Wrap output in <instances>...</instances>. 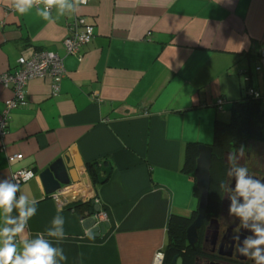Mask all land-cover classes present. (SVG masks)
<instances>
[{"label":"crops","instance_id":"crops-1","mask_svg":"<svg viewBox=\"0 0 264 264\" xmlns=\"http://www.w3.org/2000/svg\"><path fill=\"white\" fill-rule=\"evenodd\" d=\"M68 3L72 10L53 7L45 20L36 2L20 14L12 0H0V73L16 70L34 49L58 54L67 72L58 96L50 80L29 83L28 106L11 113L0 140V180L34 171L16 195L39 201L26 229L30 238L55 231L53 220L62 218L63 239L45 231L62 250L56 264H156L171 217H190L197 208L196 181L184 171L187 146L211 144L216 120L247 90L264 96V70H256L264 0ZM77 19L95 27L80 58L63 47ZM11 97L0 84V113ZM61 158L75 197L97 199L107 213L105 235L89 237L80 212L46 198L39 175ZM90 164L105 183L93 178ZM4 216L0 210V225Z\"/></svg>","mask_w":264,"mask_h":264},{"label":"clouds","instance_id":"clouds-1","mask_svg":"<svg viewBox=\"0 0 264 264\" xmlns=\"http://www.w3.org/2000/svg\"><path fill=\"white\" fill-rule=\"evenodd\" d=\"M36 0H12V6L20 14L28 12ZM45 7L38 14L45 20H50L52 7H58L61 14L65 8L72 10L73 5L68 0H42ZM86 3L87 0H79ZM245 155L243 147L228 155L227 182H220V189L227 194V213L239 222V226L248 234L241 233L233 237L239 241L238 252L241 256L250 258L254 264H264V180L252 175L248 167L240 163ZM32 173H21L25 179ZM19 182L8 178L0 180V210L5 214L0 225V264H56V256L62 250L57 249L47 236L64 238L62 218H55L53 224L56 230H44L36 233L34 238L26 235L28 221L36 215L39 201L33 198L29 204L28 197L20 195ZM18 213L12 216L13 210ZM250 233V234H249ZM19 239V244L17 243ZM62 259H65L61 255Z\"/></svg>","mask_w":264,"mask_h":264},{"label":"built area","instance_id":"built-area-1","mask_svg":"<svg viewBox=\"0 0 264 264\" xmlns=\"http://www.w3.org/2000/svg\"><path fill=\"white\" fill-rule=\"evenodd\" d=\"M80 5L86 6L90 3L87 0L86 3H80L79 0H74ZM36 5L45 7L41 0L36 1ZM53 8V7H52ZM50 9V11L52 10ZM95 36V27L93 25L86 24L84 21L77 19L74 23H71L68 28L67 35L63 40V47L66 55L75 57L82 56V50L92 43ZM260 59L262 65L257 66L258 72L264 70V50L260 53ZM17 69L14 71L0 73V84L5 88L11 89L12 97L5 102V108L0 113V140L6 137L9 119L11 113L28 106L27 100V87L33 80H50L53 88V95L58 96L60 91V84L66 78V69L63 59L56 53L31 50L26 55H22L18 60ZM249 93L260 97V94L250 89ZM225 101L220 100L217 103L219 110H223ZM23 155H13L9 157L10 163L16 160H21ZM32 173L27 179L21 176V173ZM36 174L33 170H19L13 175L12 182H19V184L27 183L34 179ZM78 188L73 185L65 187L61 192H58L52 196V198L59 204L61 208H72L74 204L80 202L79 197H75V193ZM70 193V194H69ZM73 194V195H72ZM83 200V199H81ZM95 204L99 205L97 199H93ZM96 225L99 226L105 222H108V215L103 210L99 214L95 215ZM163 252L159 251L155 256V263L161 264L163 262Z\"/></svg>","mask_w":264,"mask_h":264},{"label":"trees","instance_id":"trees-1","mask_svg":"<svg viewBox=\"0 0 264 264\" xmlns=\"http://www.w3.org/2000/svg\"><path fill=\"white\" fill-rule=\"evenodd\" d=\"M230 119L225 121L218 119L214 126V138L212 142L213 159L211 168L210 205L218 201L214 187L227 179L228 155L243 147L245 155L250 157L249 147L257 144L264 145V96L256 97L249 90L240 98L232 102L230 107ZM199 144L191 143L186 149V161L184 171L194 176L196 170ZM255 149V148H254ZM94 164L89 165L90 174L96 179L99 177ZM94 178V179H95ZM197 199L200 198L196 190ZM199 202V201H198ZM198 207V204H197ZM89 205L75 204L71 210L82 214L90 209ZM197 209V208H196ZM196 211L190 217L173 215L168 226V244L166 248L175 251L177 243L181 242L187 228L194 220Z\"/></svg>","mask_w":264,"mask_h":264},{"label":"flooded vegetation","instance_id":"flooded-vegetation-1","mask_svg":"<svg viewBox=\"0 0 264 264\" xmlns=\"http://www.w3.org/2000/svg\"><path fill=\"white\" fill-rule=\"evenodd\" d=\"M250 173L264 180L263 171H250ZM228 179L224 181L227 182ZM219 185L218 183L214 187L218 201L213 205H210L209 201L203 225L197 230L196 242L191 245L186 232L182 235L181 242L177 243L175 251L168 248L162 250L164 258L161 264H254L252 259L241 256L238 252L239 241L233 240V237L240 236L242 240L241 233H248L239 226V222L234 217L228 215L227 194L220 189ZM197 215L196 209L194 220Z\"/></svg>","mask_w":264,"mask_h":264},{"label":"water","instance_id":"water-1","mask_svg":"<svg viewBox=\"0 0 264 264\" xmlns=\"http://www.w3.org/2000/svg\"><path fill=\"white\" fill-rule=\"evenodd\" d=\"M212 144V143H211ZM211 144H200L198 147L199 157L197 159L194 179L196 189L200 194L197 218L187 230V238L191 245L197 240V230L203 225L208 206L211 186V168L213 159V148ZM107 176L110 170L106 171ZM39 179L42 182L46 198H51L54 194L61 192L65 187L71 184V178L67 170V164L64 159H58L44 170ZM99 183H105L106 179L98 177ZM82 205H89L91 208L84 211L82 215L83 228L89 237L98 238L105 235L109 228V223L105 222L99 226L96 225L95 215L101 211V206L95 204L93 199L80 201Z\"/></svg>","mask_w":264,"mask_h":264},{"label":"rangeland","instance_id":"rangeland-1","mask_svg":"<svg viewBox=\"0 0 264 264\" xmlns=\"http://www.w3.org/2000/svg\"><path fill=\"white\" fill-rule=\"evenodd\" d=\"M230 116V110H228L225 116H223V120L229 121ZM249 153L251 154L250 157L244 155L240 162L243 163L244 166L248 167L251 172H257L258 170L264 172V145L257 144L255 147H249Z\"/></svg>","mask_w":264,"mask_h":264}]
</instances>
